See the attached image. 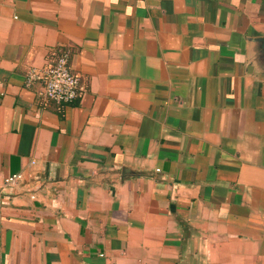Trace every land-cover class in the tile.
Returning <instances> with one entry per match:
<instances>
[{"label": "crops", "instance_id": "crops-1", "mask_svg": "<svg viewBox=\"0 0 264 264\" xmlns=\"http://www.w3.org/2000/svg\"><path fill=\"white\" fill-rule=\"evenodd\" d=\"M0 264H264V0H0Z\"/></svg>", "mask_w": 264, "mask_h": 264}, {"label": "built area", "instance_id": "built-area-1", "mask_svg": "<svg viewBox=\"0 0 264 264\" xmlns=\"http://www.w3.org/2000/svg\"><path fill=\"white\" fill-rule=\"evenodd\" d=\"M72 54L67 49H58L53 59L42 68L33 67L27 73V84L40 83L41 96L59 105L75 104L87 90L83 77L72 67ZM23 179L18 173L4 179V186H15ZM32 198H36L33 194Z\"/></svg>", "mask_w": 264, "mask_h": 264}]
</instances>
